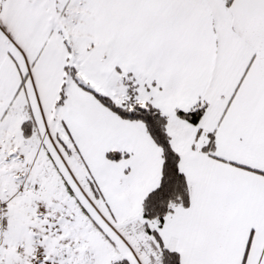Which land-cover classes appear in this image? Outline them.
I'll use <instances>...</instances> for the list:
<instances>
[{
	"label": "snow or ice",
	"instance_id": "1",
	"mask_svg": "<svg viewBox=\"0 0 264 264\" xmlns=\"http://www.w3.org/2000/svg\"><path fill=\"white\" fill-rule=\"evenodd\" d=\"M0 264H264V0H0Z\"/></svg>",
	"mask_w": 264,
	"mask_h": 264
}]
</instances>
